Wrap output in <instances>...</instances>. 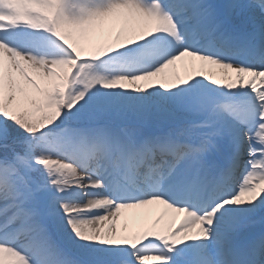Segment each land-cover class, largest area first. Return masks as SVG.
<instances>
[{"label": "snow or ice", "instance_id": "6c2138e0", "mask_svg": "<svg viewBox=\"0 0 264 264\" xmlns=\"http://www.w3.org/2000/svg\"><path fill=\"white\" fill-rule=\"evenodd\" d=\"M0 264H264V0H0Z\"/></svg>", "mask_w": 264, "mask_h": 264}, {"label": "bare ground", "instance_id": "6f19581e", "mask_svg": "<svg viewBox=\"0 0 264 264\" xmlns=\"http://www.w3.org/2000/svg\"><path fill=\"white\" fill-rule=\"evenodd\" d=\"M182 70H184V71L182 72ZM174 71H176L180 75L185 74V69L183 67H181L179 64L176 66ZM205 71L218 77L221 70L215 68L214 66H209L208 68L205 69ZM163 212H164V209L162 208V206H158V205L149 206V209H146V210H124V214H125L124 220L121 223L117 220V227L118 228L123 227L122 223L127 222L129 230H131L134 226L136 228H139L141 225L138 222V218L142 214L147 213L148 224H151V222L156 217L160 216L161 213H163ZM173 215L174 214H171V213L165 215L163 217V219H161V221H160V226L161 227L166 226ZM133 218H137V223L135 225H133ZM176 220L177 221L179 220L178 216L176 217Z\"/></svg>", "mask_w": 264, "mask_h": 264}, {"label": "rangeland", "instance_id": "374dc122", "mask_svg": "<svg viewBox=\"0 0 264 264\" xmlns=\"http://www.w3.org/2000/svg\"><path fill=\"white\" fill-rule=\"evenodd\" d=\"M119 220L121 221V217H119ZM127 225V224H126Z\"/></svg>", "mask_w": 264, "mask_h": 264}]
</instances>
